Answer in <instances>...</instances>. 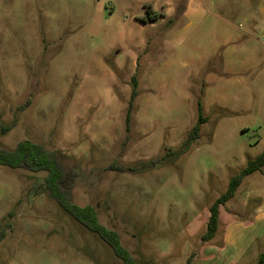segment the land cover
I'll list each match as a JSON object with an SVG mask.
<instances>
[{"label": "rangeland", "instance_id": "374dc122", "mask_svg": "<svg viewBox=\"0 0 264 264\" xmlns=\"http://www.w3.org/2000/svg\"><path fill=\"white\" fill-rule=\"evenodd\" d=\"M26 140L60 154L71 201L136 264H261L264 167L203 237L264 151V0H0V150ZM46 176L0 165V264H122Z\"/></svg>", "mask_w": 264, "mask_h": 264}, {"label": "trees", "instance_id": "16d2710c", "mask_svg": "<svg viewBox=\"0 0 264 264\" xmlns=\"http://www.w3.org/2000/svg\"><path fill=\"white\" fill-rule=\"evenodd\" d=\"M161 15L150 17L151 20H157ZM136 87V86H135ZM137 91L134 90L127 117V128L129 130L130 113ZM206 122L203 116L202 105L199 104V123L193 128L189 141L199 137L201 125ZM190 142L185 149L180 151L170 150V155H183L187 152ZM0 165L8 166L14 169H29L33 172L47 171L45 178L46 188L51 197L74 219L81 223L89 231L97 233L107 242L115 254L122 260V264H136V260L130 251L123 246L119 234L106 228L99 221L95 208L91 205L79 206L71 201V190L73 187V175L66 172L61 156L56 151L47 150L44 146L26 140L18 144L15 150H0ZM264 167V151L254 160L248 162L241 173L235 176L229 183L227 191L221 195L211 206L210 218L207 232L203 239L212 240L219 229L220 224V206L230 201L236 194L244 178L260 171ZM4 238V232H0V241ZM264 264V261L261 262Z\"/></svg>", "mask_w": 264, "mask_h": 264}, {"label": "crops", "instance_id": "0c3cea01", "mask_svg": "<svg viewBox=\"0 0 264 264\" xmlns=\"http://www.w3.org/2000/svg\"><path fill=\"white\" fill-rule=\"evenodd\" d=\"M186 13H188V12H186ZM252 28H251V33H253V31L254 32H256L257 31V26H253V24H252V26H251Z\"/></svg>", "mask_w": 264, "mask_h": 264}]
</instances>
